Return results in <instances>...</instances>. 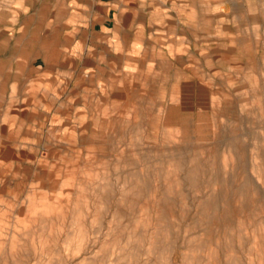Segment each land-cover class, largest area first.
<instances>
[{
	"label": "rangeland",
	"instance_id": "obj_1",
	"mask_svg": "<svg viewBox=\"0 0 264 264\" xmlns=\"http://www.w3.org/2000/svg\"><path fill=\"white\" fill-rule=\"evenodd\" d=\"M237 1L224 69L180 82L0 58V264H264V0Z\"/></svg>",
	"mask_w": 264,
	"mask_h": 264
},
{
	"label": "crops",
	"instance_id": "obj_2",
	"mask_svg": "<svg viewBox=\"0 0 264 264\" xmlns=\"http://www.w3.org/2000/svg\"><path fill=\"white\" fill-rule=\"evenodd\" d=\"M18 17L0 58L27 60L44 83L83 75L224 69L237 0H15ZM14 69V67H12ZM141 73V72H139ZM183 79V78H182ZM3 152L12 153L11 146ZM13 148V147H12Z\"/></svg>",
	"mask_w": 264,
	"mask_h": 264
},
{
	"label": "bare ground",
	"instance_id": "obj_3",
	"mask_svg": "<svg viewBox=\"0 0 264 264\" xmlns=\"http://www.w3.org/2000/svg\"><path fill=\"white\" fill-rule=\"evenodd\" d=\"M231 144V143H230ZM182 163H183V161H182ZM175 164V163H174ZM184 164V163H183ZM185 165V164H184ZM130 179V176H128L127 178H125V180H129ZM244 185V184H243ZM145 192V191H144ZM142 193V192H141ZM133 196H135V194L133 195ZM152 196V195H151ZM164 196V195H163ZM166 196V195H165ZM136 198V197H135ZM135 198H134V200H135ZM152 198V197H151ZM164 198H166V197H164ZM164 198H159L160 200L161 199H164ZM169 198V197H168ZM127 199H129V198H127ZM133 198H131V200H132ZM149 200V199H148ZM132 202V201H131ZM155 202H156V200H155ZM161 202V201H160ZM157 203H159V202H157ZM163 203H164V201H163ZM156 207V206H155ZM126 216V215H125ZM153 254V253H152Z\"/></svg>",
	"mask_w": 264,
	"mask_h": 264
}]
</instances>
